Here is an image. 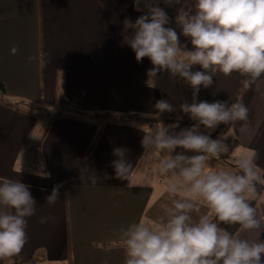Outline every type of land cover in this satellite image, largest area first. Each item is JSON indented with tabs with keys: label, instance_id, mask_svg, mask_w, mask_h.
<instances>
[{
	"label": "crops",
	"instance_id": "0c3cea01",
	"mask_svg": "<svg viewBox=\"0 0 264 264\" xmlns=\"http://www.w3.org/2000/svg\"><path fill=\"white\" fill-rule=\"evenodd\" d=\"M130 4L135 6L134 1ZM128 5L127 0H0V82L8 94L0 92V177L21 179L30 185L37 201L35 215L28 218V241L13 257L36 260L38 264H124L120 229L141 216L152 219L151 214H157L152 212L153 207L159 208L160 201L166 198L163 178L144 166L133 168L132 182L147 178L151 187H129L127 181L114 178L111 161L119 157L113 149L124 147L128 160L135 165L144 153V126L106 123L98 144L88 155L86 149L99 126L76 116L56 117L37 144L41 169L25 171L21 156L33 152L35 145L30 140L38 117L8 105L21 98L59 104L58 85L64 74L67 98L100 106L96 102L101 100L94 93L104 75L92 59L97 52L93 48L94 38L105 34L101 30L102 16L121 36ZM133 11L137 12L135 8ZM186 44L193 48L190 38L186 37ZM13 46L19 48L15 55L11 53ZM99 51L112 52V47ZM30 56L35 57L31 62ZM193 70L202 68L195 65ZM241 78L238 73L228 77L218 74L211 87L201 86L198 100L231 104L239 98L250 110L248 132L240 135L244 122L233 123L230 133L239 143L232 158L254 152L264 159V77L238 93ZM127 90L125 95L129 94ZM192 92L190 87L191 102ZM134 110H138V103ZM143 158L147 159L148 154ZM85 163L90 172L94 170L100 177L96 184L86 180L87 173L81 170ZM56 185H62L59 200L49 205L46 197ZM257 211L263 216L260 206ZM41 217L54 219L42 224ZM237 235L264 240V230L241 228Z\"/></svg>",
	"mask_w": 264,
	"mask_h": 264
},
{
	"label": "clouds",
	"instance_id": "9594fccd",
	"mask_svg": "<svg viewBox=\"0 0 264 264\" xmlns=\"http://www.w3.org/2000/svg\"><path fill=\"white\" fill-rule=\"evenodd\" d=\"M169 6L180 4L175 23L157 0H134L135 9L144 12L133 21H123L125 43L135 52L138 62L145 57L152 67L147 70L148 84L161 72L182 78L192 89V102L180 105L192 121L190 127L178 123L157 122L143 127L144 153L135 165L126 149L117 147L111 161L114 178L129 187H151V181L133 183L132 170L141 165L163 178L167 202L152 219L143 216L122 227L119 238L125 253L124 264H264V240L248 239L222 225H239L245 231L264 230V216L252 201L264 177L257 167V154L242 153L235 158V170L214 167L230 152L226 137L212 138L221 124L244 122L240 135L248 132L249 108L237 98L228 101L198 100L201 86L207 89L213 77L238 73L245 89L264 77V0H164ZM143 4V7L141 6ZM146 9V11H145ZM131 29L132 31H129ZM190 38L192 49L181 44L180 35ZM19 48L13 46L11 53ZM35 57H28L31 62ZM199 65L202 70H193ZM154 108L158 114L175 111L165 99ZM201 126L207 131H201ZM179 128V131L176 129ZM182 151H177V149ZM188 152L195 153L188 155ZM145 154L148 158L144 159ZM86 180L96 184L100 177L85 163L81 169ZM85 181V178L82 177ZM86 182V181H85ZM53 187L46 197L49 205L59 200ZM37 201L30 185L19 178L0 177V260L18 255L28 241V218L35 215ZM52 217H41L47 223Z\"/></svg>",
	"mask_w": 264,
	"mask_h": 264
},
{
	"label": "rangeland",
	"instance_id": "374dc122",
	"mask_svg": "<svg viewBox=\"0 0 264 264\" xmlns=\"http://www.w3.org/2000/svg\"><path fill=\"white\" fill-rule=\"evenodd\" d=\"M127 1L129 3L127 7L128 18H131L133 21H135V19L144 14V12H134L133 8H135V6L130 4L134 0ZM157 2L161 7L165 8L168 15L172 18L171 26L176 28L177 32L180 33L181 30L176 26L175 17L177 15V9L181 5L175 4L174 6H169L164 3V0H157ZM190 2H194V0H190ZM103 8L104 7H101V10ZM101 24V30H105V34L102 36H96L94 38L93 48L94 51L97 52L92 54V59L95 58L96 60V69L103 71L104 75L103 81L98 86L99 89L94 93V95L98 96L101 100V102H96V104H99L100 106L106 105L107 107L120 110H127L128 112L141 116L145 120L135 119L134 121H129V124L140 127L153 126L157 122H161L165 125L178 123L179 126L189 127L195 123V121H192L190 116L183 113L180 108V105L184 102L191 103L190 86L182 78L172 77L169 72L159 73L157 78L153 81V86H149L147 70L152 67L150 59L145 57L142 62H138L136 60L135 52L127 43H125V34L123 28L122 34L120 36L119 33L112 29L104 16H102ZM97 29H99L98 26ZM129 31L132 30L129 29ZM180 41L182 45L186 43V37H184L182 34L180 35ZM119 46H122L121 51L118 50ZM105 47H112V52L104 51L100 54L101 51H99V49ZM109 60H111L112 63H107ZM108 66L111 67L109 68ZM125 88L128 89L127 92L129 94L127 95L124 94ZM87 97L90 98V95ZM160 99H165L171 103L174 106L175 111L171 113L168 112V114H166V112L163 114H158V110L154 108V105ZM137 103L138 110H134ZM24 107H26V105ZM35 112L37 113L38 122L30 140V143L35 146L34 149L32 148L33 152H25L21 156L24 160V164L21 166L25 171H35L41 169L39 166V162L41 161V152L40 146L37 144L42 138L43 134L46 132L50 122V117L45 111L36 109ZM122 113L126 112L123 111ZM72 114L76 115L77 117L84 118L78 114ZM224 125L226 124L221 123L216 128V130H218L220 126ZM232 126L233 123L228 125V127H225L224 130L220 132L221 135H225L226 138L231 141L235 140V136L230 133ZM201 131L207 130L201 126ZM177 151L179 152L182 150L178 148ZM187 154L193 155L195 153L188 152ZM211 164L214 167H228L235 170V155L233 158L228 160L213 159ZM256 164L261 176L264 177V159H262V157L257 158ZM262 195L263 193L256 194V197H258L260 203H263ZM165 201H167V198H165L163 201H160V204H163ZM160 211V207H153L152 212H156V215L160 214ZM151 216L154 218L152 214ZM148 219L150 218H147L146 220Z\"/></svg>",
	"mask_w": 264,
	"mask_h": 264
},
{
	"label": "trees",
	"instance_id": "16d2710c",
	"mask_svg": "<svg viewBox=\"0 0 264 264\" xmlns=\"http://www.w3.org/2000/svg\"><path fill=\"white\" fill-rule=\"evenodd\" d=\"M61 81H59L58 85V91L60 93L59 97V104H48L43 101H37L33 99L28 98H21V100L14 101V102H8V105L14 106L19 110H25L26 112L33 113L37 116V113L35 112L36 109L43 110L49 115L50 121L56 117H62V116H76L72 113L78 114L84 118L87 121L95 122L97 126L96 133L90 143L88 144V147L86 149L87 154L89 155L92 153V151L95 149L96 145L98 144L101 134L103 132V127L106 123H129V121H134L135 119L145 120L141 116L128 112L127 110H120L116 108H110V107H104V106H95L91 104H86L78 101L71 100L70 98H67L64 94V88H65V77L64 74L61 76ZM243 77L241 78V80ZM238 88V93L241 91L243 85L241 84ZM0 92L3 95H8L6 93L5 85L0 82ZM22 104V105H21ZM26 105V107H24ZM126 113H122V112ZM77 117V116H76ZM81 118V117H79ZM161 119V118H159ZM225 127H228V125L220 126L218 130H216L214 133H212V138H217L220 136L226 137L225 135H221L220 132L224 130ZM230 146V152L228 154L222 155L220 157L221 160H228L232 158V155L234 153L235 148L238 146V140H229L226 139L225 141ZM264 191V185H258L257 186V193H261ZM253 206L258 207L260 206L261 212L264 216V206L263 203H260L258 200V197H256L253 201ZM223 227H226L230 232H233L234 234H237L241 227L239 225H222ZM122 245V243H121ZM0 264H38L36 260H24L17 257H11L6 260H0Z\"/></svg>",
	"mask_w": 264,
	"mask_h": 264
}]
</instances>
